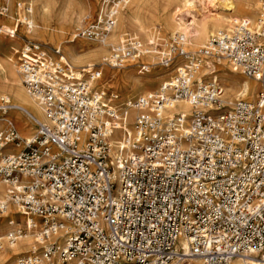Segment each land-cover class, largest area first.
Instances as JSON below:
<instances>
[{
  "label": "built area",
  "instance_id": "2783aa9c",
  "mask_svg": "<svg viewBox=\"0 0 264 264\" xmlns=\"http://www.w3.org/2000/svg\"><path fill=\"white\" fill-rule=\"evenodd\" d=\"M123 2L100 0L76 37L110 33ZM259 4L254 25L236 19L204 48L189 51L176 35L169 48L153 49L162 67L185 62L156 91L124 102L90 85L102 75L99 66L77 75L59 49L36 41L14 52L21 84L44 117L25 142L11 122L0 128V213L17 206L35 239L18 264H177L180 238L202 264L264 255V0ZM16 8L10 30L0 23V36L31 30L30 4ZM7 13L2 0L0 17ZM141 54L126 38L103 64L121 69ZM208 57L256 81L255 102L225 107L218 82L197 78ZM177 102L189 113L174 111ZM10 107L0 100L4 114ZM20 234L13 230L8 242Z\"/></svg>",
  "mask_w": 264,
  "mask_h": 264
},
{
  "label": "bare ground",
  "instance_id": "6f19581e",
  "mask_svg": "<svg viewBox=\"0 0 264 264\" xmlns=\"http://www.w3.org/2000/svg\"><path fill=\"white\" fill-rule=\"evenodd\" d=\"M11 1L12 0H7L8 13L6 18L0 19V23L4 28L9 27L13 21V17L11 14L9 15V8L12 4ZM28 1V3L31 4V15L29 17V21L31 22L32 28L31 30H24L25 27L21 26L19 29L26 31L29 34L34 30L35 37L31 38V41L35 39L39 42L44 41L46 37L52 39L57 37L62 39L61 37L70 33L73 26H75V23L80 19L81 14H83L85 7L82 2L77 3V1L74 2L72 0H62L61 8H59L57 13H54V0H42L38 5H35V2L33 3L34 0ZM147 1L133 0V4L127 9V11L120 13L121 10L129 3V0H124V6H122L118 12L119 23L116 19V23H118V25L116 24L110 33L103 36L100 41L98 40V42H95L96 40L88 41L85 39L75 45L69 46L67 49H61L64 59L74 68H76L79 54H84L85 56L98 59L103 52L104 46L115 44L121 37V34L127 32H131L132 35L136 37L140 36L143 42L148 46V44L152 41V37L148 34L147 28L157 22L161 23L172 34L174 32L181 31L182 34L180 33L176 35L180 37V41L183 46L186 43V35L189 34L192 39L191 45L194 49L204 48L207 45L206 42L210 40L209 38L211 36H214L222 31L229 30L231 24L236 21V19H246L249 23L254 25L258 19L257 15L259 14L260 7V0H221L220 4L222 6V11L208 16H204L203 13L201 14L196 11L197 16L192 15V21L189 24L179 26L172 18L174 11H181L182 14L187 13L188 15L190 14V11H195L194 2H198L200 5H203L206 0H162V2H159L157 5H152V2V4H150ZM208 1L212 2L213 0ZM1 3L2 0H0V4ZM32 7L34 8V11H32ZM201 10H203V8ZM12 12H14V10H12ZM17 17L22 19V15ZM189 26H192L191 32L190 29L187 31ZM66 43H70V41ZM74 47H78V51L77 49H74ZM1 48L6 58L4 61L0 60V100L7 101L11 107L5 112V114L0 112V128L5 126V121L11 122L15 127L21 142H25L35 133L34 121L36 120L42 122L44 121V117L35 99L21 84L17 71H14L15 60L12 55L13 52H15V49H13L14 46L8 44L1 46ZM150 53L149 48H147L146 52L143 54L142 61L149 60L154 62L155 57ZM106 59L103 62H105ZM201 66L202 68L199 72V76L197 77L200 81L203 80L204 77L216 81V79H218L217 74L224 67L230 71V74H240L238 68L233 67L226 59L220 57L205 58L202 61ZM102 70V77L99 81L95 82L98 86H94V82H91L90 85L92 87L107 90L113 83H117L121 80L122 90H127V87L131 86L130 95L128 96L127 101L131 100V97L133 96L139 97L149 94L148 88L150 85L146 86L144 82H134L130 84L129 81L118 78L114 72L109 71L108 69ZM171 72L170 76L175 74V70ZM163 77H159L157 79V83L161 82L160 86L165 82L163 81ZM224 81L225 86L222 89H224L228 98H235L234 103L241 100L239 99L240 97L243 100H256L255 98L257 97V92L259 90V84L256 81H244L240 84H237L233 80L225 79ZM233 104L229 103L225 105V107H230ZM176 105L177 108H175V105L172 106L174 107V111H181L185 114L189 113L187 103L177 102ZM130 111L133 114V111L129 110L128 115ZM126 124H129L128 121ZM125 129L129 130L128 127H125ZM9 149L10 148H7V150ZM4 196L5 189L3 183L0 182V202L4 201ZM0 215H2V217H0V242L3 243V246H0V260L2 258L9 257V264H18L17 260L19 258L17 259L16 257L29 252L31 248L35 247L34 234L31 231V219L24 217L17 206L10 204L6 205L5 210L0 213ZM7 219L13 223L12 227H10L8 223L5 225V222L8 221ZM18 219H24V224L21 225L20 223H17ZM13 227L20 230L21 234L15 242L9 243L7 239L9 234L13 232ZM176 250L180 253L179 255H181L179 261H189L191 262L190 264H202L201 257L190 254L188 239L180 238L178 240ZM183 257H187V259H183ZM255 257L248 255L242 257L237 256L232 259L231 264H260L259 261H264L263 254L256 255Z\"/></svg>",
  "mask_w": 264,
  "mask_h": 264
},
{
  "label": "rangeland",
  "instance_id": "374dc122",
  "mask_svg": "<svg viewBox=\"0 0 264 264\" xmlns=\"http://www.w3.org/2000/svg\"><path fill=\"white\" fill-rule=\"evenodd\" d=\"M25 1H27V2H25ZM40 1H42V0H34L33 3L35 2L36 3L35 5H38ZM54 1H55L54 2V9H55L54 13H57L59 8H61L62 0H54ZM72 1H74V2L77 1V3L82 2L84 4L83 6H85L86 8L84 7L85 13L83 12V14H81L80 19L75 23V26H73V28L71 29V32L68 33L66 36H63L64 38L61 37L62 39L57 38V37H54L53 39L46 37L44 39V41H42V42H39L35 39L33 41L39 42L43 45H46L48 49L58 48L61 51V49H67L69 46L75 45L76 43L85 40V39H82L80 37H76V34H77L78 30L80 28H82L87 22L94 19V17L96 16V14L99 10V7H100V0H72ZM11 2H12V4L10 5V8H9V15L11 14V16L15 15L16 9H17L16 5L18 3L27 4V5L29 4L28 0H12ZM147 2H149L150 4L153 3L152 5H154V4L157 5V4H159V2L161 3L162 0H148ZM220 3H221V0H213L212 2H209L208 0H206L203 3V5H200L198 2H194L195 11H190V14H188V15H187V13L182 14L181 11H174L172 18L174 19V21L177 25H179V26L183 25L184 26L185 24H189L192 21V17H191L192 15L197 16L196 11L200 12L201 14L203 13L204 16H208L210 14H217L218 12L222 11V6ZM132 4H133V0H129V3L121 10L120 13L127 11V9ZM30 6H31V4H30ZM202 8H203V10H201ZM12 10H14V12H12ZM32 11H34L33 7H32ZM77 13H78V10H77ZM257 17H258V15H257ZM0 19H5V18H0ZM116 19H117V22L119 23V15H118V18H116ZM239 19H242V18H239ZM118 23H116V24L118 25ZM19 28L20 27H18L16 36L14 38H7L5 36H0V60L1 61H4L6 58L4 55V52L2 51L1 46L11 44L14 46L13 49H15V51H16L17 49H20V47L24 44L25 41H27V40L31 41V38L35 37V31L34 30L32 33L29 34L28 32L24 31V30H27L26 28H24L23 31ZM191 28H192V26H189L187 31L190 29V32H191ZM4 29L6 31H8L11 29V27H5ZM147 32L152 37V41L150 42V44H148V46L143 42V40L140 36L136 37V36L132 35L131 32H127V33L121 34V37L117 40V42L115 44H110V45L104 46L103 52L101 53V55L98 59L85 56L84 54H79V59H78L77 65H76L77 75H79V73H80L79 70L84 69L85 67L99 66V68H101L102 74H103L102 69H108L109 71L114 72L116 74V76H118V78H122V79H125L126 81H129L130 84H132L134 82L135 83H141V82L143 83L144 82V84L146 86L150 85L148 88L149 93L156 91L160 87V84H161V82L157 83V79L159 77L162 78L164 76L163 81H165V82L169 81L174 76L173 74L170 76V74L172 73L171 71H174L177 66L184 64L185 61L182 58H177L175 60V63H173L171 66L165 68V67L158 65V61H159L158 56L151 51H153V49L161 50V49L169 48L171 43H172V40H174V37L176 36V34H180L181 31L174 32L172 34L161 23L157 22V23L150 25L147 28ZM211 37H213V36H211ZM126 38H132L135 41H137L140 45V49L142 50V54H141L140 58L137 60V62H136L137 64L134 65V62L136 61V60H134V62L127 63L126 66L124 68H121V69H110V68L106 67L103 64L104 63L103 61L109 56L111 49H113L115 46L119 45V43L122 42ZM189 39H191V37L188 34V35H186V43H185L187 49L189 51L196 50L191 45L192 39L191 40H189ZM68 41H70V43H66ZM88 41H90V40H88ZM93 41H95V40H93ZM95 42H98V40H96ZM207 42H206V44H207ZM147 48H149V51L151 52L150 54L155 57L154 62L149 61V60L148 61H144V60L142 61L143 54L146 52ZM74 49H77V51H78L79 48L74 47ZM61 53L63 55L62 51H61ZM12 55L14 57V52ZM83 56H85V57H83ZM140 64L147 65V70L144 71L141 68H139L138 65H140ZM14 71H16V68H14ZM217 75H218V79H216V81H218V84L222 88L225 86V83H224L225 79L233 80L237 84L243 83L244 81H253V80L248 79L245 76L238 74V73L230 74V71L226 67L222 68L221 71ZM165 76H168V77H165ZM16 77H17V75H16ZM101 77H102V75H101ZM204 79L205 80H212V79H207V77H204ZM121 82L122 81L120 80L117 83H113L107 90H101L98 87H96V88L98 90L105 91L107 94H110V93L115 94L119 97L120 102H124V101H127V98L130 95L131 86L127 87V90H122L121 89ZM94 86H98V85L95 84V82H94ZM223 94H224V96H223V101H224L223 104L224 105H227L229 103H232V104L234 103L235 98H228L226 96V92L224 91V89H223ZM132 98L133 99L137 98V96H133V97H131V99ZM239 99H242V98L240 97ZM244 100H247V99H244ZM247 101L254 102L255 100H253V101L247 100ZM0 112H2V111H0ZM132 117H133V114L130 111V113L128 115V119H127L128 123H131ZM35 129H36V127L34 125V130ZM0 217H2V215H0ZM7 220L8 221L5 222L6 223L5 225H7V223H8V225L10 227H12L13 225H11V223H10L11 221L9 219H7ZM17 223H20L21 225H23L24 219H18ZM15 229H16V227H13V230H15ZM0 246H3L2 242H0ZM26 254L27 253H24L22 255H19L16 258L17 259L21 258L22 256H25ZM183 259H187V257H183ZM9 260H10L9 257L8 258H2L0 260V264H9ZM179 263L180 264H190L191 262L179 261L178 264Z\"/></svg>",
  "mask_w": 264,
  "mask_h": 264
}]
</instances>
